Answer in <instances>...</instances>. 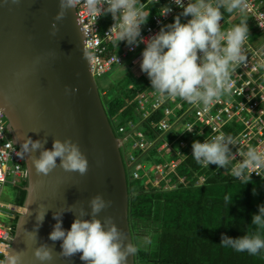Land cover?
<instances>
[{"label":"clouds","instance_id":"obj_1","mask_svg":"<svg viewBox=\"0 0 264 264\" xmlns=\"http://www.w3.org/2000/svg\"><path fill=\"white\" fill-rule=\"evenodd\" d=\"M78 3L79 0H59L60 10L51 25L53 36L58 31L57 22L64 18L66 10L75 8ZM156 3H159V0H156ZM86 4L89 11L96 13V18L111 14L114 24L107 34L114 32L118 44L126 42L133 49L140 44L145 45L140 68L148 76L151 88L159 94L161 99L179 98L204 111H207L214 101L222 96L231 95L232 73L247 60L245 45L249 33L252 37L256 34L253 31L249 32L247 21L244 19L235 25V19L241 16L238 12L242 13L246 8L244 0H187V4L184 0H171V4L176 5L182 11L174 17V22L162 25L157 33L148 38L142 36V26L147 24L150 13H146L143 5H138L137 0H86ZM171 4L161 7V16L173 11ZM181 17L190 18L182 23ZM221 20L229 21L228 26L231 28L223 31ZM254 31H257L256 28ZM94 78L98 77L94 76ZM131 87L134 88L133 85ZM66 91L70 92L68 89ZM143 92L136 100L128 102L130 106L135 102V107L132 106L130 110L134 109L138 117L140 116L136 109L138 99ZM126 118L125 122L120 123L110 121L118 143L120 140L119 125H126L129 121L135 122L131 114L126 115ZM140 122L141 117L137 124ZM192 130L193 126L186 129L189 133ZM202 134L201 132L196 133V135ZM236 144L237 141L232 136L220 132L214 137L204 139L203 142L193 141L191 156L203 167L207 168L212 164L219 169L225 168L231 160L236 158V154L230 147ZM21 149L23 157L25 155L32 157V164L37 174L48 175L57 167V158L60 161L59 167L65 171L79 172L84 175L88 169L85 155L78 143L70 138L63 141L55 140L52 148L43 149L38 157L32 154L42 149V143L39 140L34 141L29 137L23 141ZM121 153L126 171L128 169V177V172L130 174L131 171L125 164L126 160L122 150ZM257 168L264 169V151L250 148L243 159L231 169V174L237 179H242L246 174L251 177L254 173L251 170ZM26 169L28 170L27 166ZM29 180L30 173L27 182H23L16 188L27 190ZM24 184H28V187L26 188ZM255 194L256 191L253 189V195ZM231 199L232 197H225L226 202ZM111 205L112 201L106 200L102 194L93 196L89 201L91 219L81 218L87 215L81 208L70 230L63 228L62 216L64 211L72 209H63L54 213L53 218L56 224L48 238L53 242L61 241L62 250L59 255L70 259L80 253L79 258L84 264H128V257L135 256L139 247L131 240L126 242L128 240L126 233L111 217H107L103 222L97 218L99 213ZM14 207L21 208L22 212L18 214L11 211L14 215L12 222L3 224L13 228L15 240L17 226L26 208L18 205ZM46 212L47 208L40 205L35 215V231H28L25 228L30 238L37 239L38 229ZM252 224L256 226V229H264V204L258 205V214H253ZM150 242V236H145L144 243ZM220 245L230 247L237 252L257 255L264 250V236L259 231L237 238L222 234ZM33 255L40 264H47L53 259V248L47 243L39 244L34 249ZM0 264H22L21 255L16 251L9 252L7 256L0 258Z\"/></svg>","mask_w":264,"mask_h":264},{"label":"water","instance_id":"obj_2","mask_svg":"<svg viewBox=\"0 0 264 264\" xmlns=\"http://www.w3.org/2000/svg\"><path fill=\"white\" fill-rule=\"evenodd\" d=\"M59 0H0V109L9 121V131L17 145L31 137L42 149H51L55 140L71 139L78 143L88 162L84 175L57 167L48 175L37 174L32 157L26 156L30 173L25 214L20 218L11 252L21 255L22 264H40L33 252L39 244L53 248V259L47 264H84L80 253L72 258L59 255L61 241L49 240L56 220L53 214L63 209V228L70 230L82 208L91 219L89 201L102 194L112 205L98 217L103 222L111 217L128 241H133L129 220V186L127 171L115 132L102 96L91 71L85 37L77 22V11L69 8L51 25ZM66 89L70 90L66 91ZM47 208L35 231L36 211ZM128 264H136L135 256Z\"/></svg>","mask_w":264,"mask_h":264},{"label":"built area","instance_id":"obj_3","mask_svg":"<svg viewBox=\"0 0 264 264\" xmlns=\"http://www.w3.org/2000/svg\"><path fill=\"white\" fill-rule=\"evenodd\" d=\"M184 2L187 4V0ZM137 3L143 5V10L146 13H150L147 24L142 26V36L145 38L157 33L162 25L169 24L173 17L182 11L176 5L171 4V0H159V3H156V0H137ZM244 3L246 8L242 13L238 12V15L253 19L257 31L253 37L249 33V38L246 41V62L232 73L233 88L230 96H222L219 100L214 101L207 111H204L179 98L161 99L159 94L151 88L148 78L147 86L138 99L136 109L141 117L140 124L129 121L126 125H119L118 128L119 145L133 179L147 178L148 183H152L153 186L159 184L158 187H160L162 183L158 180L155 183V180L152 179L153 173L146 171V166L141 162L139 156L147 154L155 145L162 142L160 151L173 152V157L177 156L185 161L187 157H185L183 149L189 146V142L181 141L182 133L192 137L191 139L189 137L190 143L196 140L203 142L204 139L214 137L220 132L232 136L237 144L230 146L236 154V158L227 165L231 168L243 159L250 148L264 151V0H244ZM168 4H171L173 11L161 16V7ZM150 5H155L159 12L152 13L149 9ZM75 9L77 22L84 33L85 47L89 52L91 71L95 77H102L115 67H124L129 63L130 69L138 72L139 78L147 76L140 68L144 44H140L134 49L125 45L119 52L110 55L109 48L116 42V39L114 32L107 34L112 26L106 31L102 29L101 22L106 15L96 18V13L87 8L86 0H79ZM220 23L223 31L231 28L228 26L229 21L221 20ZM124 44L126 42H120L118 46ZM161 110L164 111L163 121L149 127L148 132H155L158 135V130L162 134L157 139H152L150 135L140 131L139 128L146 121L153 119L154 115ZM176 113L179 114L176 115ZM172 120L175 122L173 123ZM189 126H193L191 133L186 131ZM171 132L172 136L175 133L179 134L174 142L181 141L182 150L178 152L174 151V143L165 140L166 134ZM197 132L203 134L196 135ZM21 153V147L16 144L9 131L7 116L0 109V197L7 184L17 187L29 179L26 158ZM190 155H192V150ZM179 166L180 163L174 160L154 166L157 179L163 177L168 188H174L169 177L171 174H178ZM211 166L214 165L210 164L207 168ZM142 171L147 172L146 176H141ZM251 171L254 173L251 174V177L246 174L248 178L264 181V169L257 168ZM205 181V177H201L199 182L204 183ZM179 182L183 184L185 179L179 178ZM5 208L13 213L20 214L22 212L21 208L8 207L0 202V210ZM13 242V228L0 221V257L7 256L11 252Z\"/></svg>","mask_w":264,"mask_h":264},{"label":"trees","instance_id":"obj_4","mask_svg":"<svg viewBox=\"0 0 264 264\" xmlns=\"http://www.w3.org/2000/svg\"><path fill=\"white\" fill-rule=\"evenodd\" d=\"M149 9L152 13L159 12L155 5H150ZM242 19L247 21L249 32H256L255 21L246 16L237 17L235 25ZM113 24L111 14L106 15L101 22L103 31ZM125 45L127 44L118 46L115 42L110 46L109 54L119 52ZM138 79L143 80L140 85L129 84L123 93L107 104L108 111H106L112 123L125 122L126 115L130 114L135 118L130 112V109L135 107V102L131 106L128 102L136 100L145 90L148 76ZM132 85L134 88L131 89ZM121 96L126 98L123 99ZM163 119L164 111L161 110L153 119L143 123L140 129L152 139H157L162 133L160 134L156 129L158 132L156 135L155 132L148 130ZM178 135L175 133L172 136L171 132L166 134L165 140L174 143ZM182 135L181 141L189 142V146L183 149L187 157L185 161L177 156L172 159L173 152L160 151L162 142L155 145L147 154L139 156L143 164L153 163L154 166L173 160L179 162L178 176L170 175L174 188H168L166 182L160 187H155L152 183H148L146 178L134 180L128 172V182L129 185L132 184V188L129 187V220L134 244L139 247L135 255L136 264H264V250L257 255H250L220 245L222 234L237 238L259 231L264 236V229H256L252 224L253 214H258V205L264 204V199L257 189V185L262 182L264 194V181L248 178L247 175L237 179L232 176L230 166L221 169L216 165L204 168L190 155L192 142L190 143L189 140L192 137L183 133ZM181 141L174 143L179 145L180 150H182ZM142 172L141 176H143ZM201 177H205L204 183L199 182ZM179 178H184L185 183L181 184ZM24 185L28 187V184ZM253 189L256 191L255 195ZM27 195L25 188L19 189L15 204L25 206ZM226 196L232 199L226 202ZM140 230L148 233L151 238L150 243L139 241Z\"/></svg>","mask_w":264,"mask_h":264},{"label":"rangeland","instance_id":"obj_5","mask_svg":"<svg viewBox=\"0 0 264 264\" xmlns=\"http://www.w3.org/2000/svg\"><path fill=\"white\" fill-rule=\"evenodd\" d=\"M180 11L177 13L179 14ZM176 14V15H177ZM175 15V16H176ZM174 16V17H175ZM174 17L171 20L170 23L174 22ZM190 17H181V22H187V19H189ZM138 72H135L133 70L130 69V63L125 65L124 67H115L111 72L103 75L102 77H98L96 78V82L98 84L101 96H102V100L104 105L107 108V104L110 102V100L115 99L118 95H120L121 93L124 92V90L126 89V86H128L131 83H136L139 84L143 81V80H139L138 76H137ZM138 79V80H137ZM107 93V96L104 95V93ZM123 99H125L126 97L121 96ZM153 97V96H152ZM108 111V109H106ZM133 116H135V122L139 123V118L138 116L135 114V110H131L130 111ZM141 115V114H140ZM116 125V124H114ZM142 129V128H141ZM145 130V128H144ZM179 149V145L175 144L174 145V151L178 152ZM172 159H174V157H172ZM146 166V171H151L152 174V179L155 180V183L158 181H160L161 183L165 182L163 177H158L156 176L155 173V168H154V164L153 163H145ZM147 173V172H146ZM146 173L142 172V174L144 176H146ZM131 174V172H130ZM170 179V177H169ZM145 180H148L147 178ZM142 182L144 183V180H142ZM141 182V183H142ZM261 182V181H260ZM144 185V184H143ZM155 186H159V184H155ZM130 188H132V184L129 185ZM257 189L260 191V195L261 198L264 199V194H263V185L262 182L261 184L257 185ZM133 190V189H132ZM19 194V190L18 188L7 184L4 187L2 196L0 197V202L8 207L14 206L16 205L15 202L17 200ZM1 215H0V220L2 223H6V224H10L12 221V218H14V215L12 214V212L8 209H1ZM139 234V238H140V242L144 243V238L145 236H148V233L145 230H140L138 232Z\"/></svg>","mask_w":264,"mask_h":264}]
</instances>
